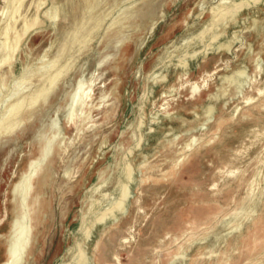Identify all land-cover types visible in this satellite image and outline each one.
<instances>
[{"label":"rangeland","instance_id":"1","mask_svg":"<svg viewBox=\"0 0 264 264\" xmlns=\"http://www.w3.org/2000/svg\"><path fill=\"white\" fill-rule=\"evenodd\" d=\"M4 1L0 0V13ZM30 2L23 1L22 17ZM40 2L35 11L40 27L25 32L26 25L19 20L22 42L12 61L1 68L8 82L0 95V119L16 82L55 52V41L68 27L73 5L78 8V21L90 10L99 17L94 5L81 8L82 0ZM112 2L106 0L104 9H111L110 13L84 41L90 47L68 73L66 84L61 81L51 94L50 107L42 106L48 110L41 123L53 120L40 149L46 154L43 166L50 186L45 189L42 224L32 233L35 240L26 264H264V193L254 202L256 214L239 219V229L228 234L236 222L226 224L251 187L254 194L264 187V37L261 30H247L252 16L264 20V0H122L114 6ZM61 4L59 20L44 16L47 9ZM140 9L144 11L137 16ZM33 12L34 8L29 16ZM117 20L116 32L135 26L126 33L129 41L121 52L112 49L111 40L105 46L100 43ZM234 31H242L243 42L235 43L230 53L222 44ZM106 54L111 56L102 81L107 90L114 83L118 87L108 100L110 117L92 111L96 128L84 129L80 135L72 125L66 130L65 112L58 106L67 87L81 69L87 73ZM257 57L260 71L254 67ZM242 63L250 81L241 95L217 100L206 128L200 129L202 116L197 120L193 112L201 115L210 96L217 93L220 74ZM180 67L190 83L201 84L205 70L214 73L193 100L188 86L179 87L184 82L177 80ZM94 93L98 97L99 89ZM248 97L253 99L244 103ZM162 106L183 117L190 130H182L179 118H165ZM156 111H160L159 123L151 118ZM38 116L18 132L17 140H0V262L11 248L2 238L12 215L11 184L34 153L33 141L40 134ZM54 131L69 142L57 154ZM193 136L198 140L188 151L185 145ZM113 197L118 204H109ZM18 204L19 221L25 223L27 206L21 200ZM125 207L128 211L121 215ZM16 256L18 261L17 250Z\"/></svg>","mask_w":264,"mask_h":264},{"label":"bare ground","instance_id":"2","mask_svg":"<svg viewBox=\"0 0 264 264\" xmlns=\"http://www.w3.org/2000/svg\"><path fill=\"white\" fill-rule=\"evenodd\" d=\"M23 1L24 0H5L4 7L2 8V11L0 13V95L4 92L8 82V75L4 74V71H2L1 73V68L6 67L8 63L12 61L17 47L22 42L23 34L17 31V25L19 20L22 19L21 23L19 24H22L24 26L26 25L25 32H27L30 28L33 27L35 29L39 28L42 23V21L38 19L35 15V11L42 6L40 0H31L30 5L28 7V11L22 17V15L19 14V10ZM73 1L74 0H66V2L70 3H73ZM120 1L122 0H113L112 6L119 4ZM105 3L106 0H82L81 8L84 9L86 7H89L90 4H92L95 7L94 10L99 12V17L96 18L94 16V11L90 10L84 20L81 21H78L76 17V11L78 8L76 7V5H73L72 16L71 19L68 21V27L63 30L59 38H57V40L55 41V52L52 54V56H46V63L39 62V66L33 69H29L28 75L17 81L14 88L9 92V97L7 99V104L4 107L3 116L0 119V140L6 137H11V139L17 140L18 132L21 131L28 122L35 119L36 113H39L37 119L40 122V134L33 141L34 153H31L29 155L23 168L16 176L15 182L11 184L10 201L12 203V215L9 220L7 231L2 235L3 240H8L11 243V248L7 258L3 262H0V264H26L29 259L32 250V243L35 240V235H33L32 233H34V230H36V228L42 224V216L46 207L45 205L47 204V201L45 199V189L49 183L46 179L45 172L47 167L44 168L43 166L46 154L41 152L40 149L44 143L42 136L47 135L51 132L53 120L52 118H50L46 122L41 123L44 115L47 113L48 110V108L43 109L42 106L47 105L48 107H50L51 94L55 92L61 81L66 84V77L68 73L73 68L76 61L81 57V55H83V52L90 47V45L86 46L84 44V41L88 39L92 30L96 26H98V24L102 23L110 13L111 9H104ZM61 6L62 4L58 5L57 7L47 9L44 12V16L48 19L59 20ZM147 7L151 8V11L155 10L150 6V4H148ZM32 8H34V12L29 16V13ZM143 11L144 9H140L137 13V16ZM158 11H160V8L158 9ZM252 17L247 30H255L257 32L258 30H261L262 35L264 37V24L260 25L264 20L262 21V19ZM86 21L89 22V25H85ZM118 26V20L111 23L107 28L106 36L100 41V43L101 45L104 44L105 46L111 40L113 41L112 49L116 52H121L122 46L127 41H129V36L126 35V33L129 31L130 28L135 26H127L125 29L116 32L115 29ZM55 30L57 31L56 28ZM240 33H242V31H234L232 35L228 37L227 41L229 42H225L222 44L223 48H225L226 50H228V52L231 53L232 47L235 43L242 44L243 38L242 36H240ZM251 47V43H248L245 47L247 48L248 54L250 53ZM69 51H72V53L68 54ZM258 54L259 53H257V55ZM65 56H67V60L66 62H63L62 59ZM110 56V54L99 56L92 69L87 71V73H85V70L81 69L79 74L76 76L74 82L70 83L67 87L68 90H66L64 93L63 101L60 106H58V109L61 108L65 112L63 123L66 130L68 129V125H72L75 127L77 134L80 135V133L84 129L96 128L98 125L95 123V119H93L92 111L103 112L104 119L110 117L112 110L109 109L110 103L108 102V100L109 97L114 96L115 90L118 89L117 85L114 83L110 90H107V88L105 87V83L102 81L104 76V66L106 62L110 59ZM260 62L261 59L257 57L254 67L259 71L261 67ZM119 65L120 64L118 63L117 66ZM177 70H180L177 80L179 82L184 80V82L181 83L179 87L185 88L188 86L190 99L192 100L195 99V96L199 94L202 87L207 86L209 79L214 74L212 70H205L203 76L201 77V84H198L197 82L190 83L189 81H187V78H185V69L180 67ZM224 73L225 74H220L219 76V85L217 87V93L210 96L209 102L205 104L203 108L201 107L202 114L200 115L197 112H193L194 118L197 120L200 118V116H202V121L199 123L200 129L206 128L209 119L212 117L213 112L215 111V103L217 100H219L220 98H226L230 100L241 95L243 88L250 81L247 78L248 75L246 65L243 63L237 66L235 69ZM34 81L36 82L34 83ZM98 84L99 86H97ZM95 89H99L100 91L98 97H95ZM176 90H178V88L175 87L173 91L175 92ZM161 95L162 97L166 98V92H162ZM252 99V97H248L245 98V101L243 102L247 103ZM165 104H167V101H165ZM104 108L107 109L104 110ZM160 109L164 110L165 118H179L182 126H184V129H182L183 131L187 132L190 130L189 128L191 127L187 125V122L183 119V117L175 116L174 114L169 113L166 110L167 107L165 106H162ZM43 112L45 113L43 114ZM159 115L160 111H156L154 114L151 115L152 120H154L156 123H159ZM189 116L190 115H188V117ZM53 135L54 138L58 139L56 143L57 154L58 150H60V148L64 145L67 146L69 142L66 141V139L68 138H66L65 136L57 137L55 131L53 132ZM177 136L178 134L174 133L173 140H175ZM197 140L198 139L194 136L189 140V142L185 145L188 151L192 149V146L196 144ZM33 161H35L34 166L30 167ZM25 168H28L29 170L24 175L23 182L21 183L17 179L22 176ZM256 184L258 183L256 182ZM263 190L264 187H261V190L258 191V193L254 194L253 187H251L250 195H248V197L241 204L239 209L236 210L235 213L231 216L232 218H229V220L227 219L228 221L226 224H228V226L230 223H232V221L236 222L235 224H233V227L230 228V231H227L228 234L241 227V221H239L240 218H243L245 216L247 217L250 212L255 211L254 202L261 198L264 193ZM20 200L23 202L24 205L27 206V211L24 214L25 223H21L19 221L20 213L18 209V203L20 202ZM118 202L119 199L113 197L110 200L109 204H118ZM127 211L128 207H125L121 215L126 214ZM247 219L249 218L247 217ZM116 220L117 219H114L113 221ZM226 228L228 227H225V229ZM218 233H220V231ZM215 239L217 240L218 236H216ZM198 242L201 243L200 241ZM221 242H223L224 244V241ZM29 245L31 246V248L28 247ZM214 246L215 244H212V247L209 248L210 253H213L212 249ZM16 250L20 252V257L18 258V261H16ZM79 258L80 254L76 253V259ZM170 264H173V262H171Z\"/></svg>","mask_w":264,"mask_h":264}]
</instances>
